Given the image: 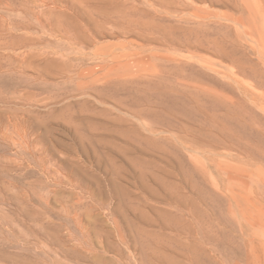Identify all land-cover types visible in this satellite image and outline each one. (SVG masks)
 I'll return each mask as SVG.
<instances>
[{
    "label": "rangeland",
    "instance_id": "374dc122",
    "mask_svg": "<svg viewBox=\"0 0 264 264\" xmlns=\"http://www.w3.org/2000/svg\"><path fill=\"white\" fill-rule=\"evenodd\" d=\"M0 264H264V0H0Z\"/></svg>",
    "mask_w": 264,
    "mask_h": 264
},
{
    "label": "bare ground",
    "instance_id": "6f19581e",
    "mask_svg": "<svg viewBox=\"0 0 264 264\" xmlns=\"http://www.w3.org/2000/svg\"><path fill=\"white\" fill-rule=\"evenodd\" d=\"M35 2V1H34ZM35 4V3H34ZM55 9H58V10H62L61 8H59L58 6L55 8ZM116 10V9H115ZM194 14V13H193ZM97 20V19H96ZM48 21V20H47ZM42 25H43V23H42ZM27 28H29V29H33L34 28V25H32V24H27V25H25ZM20 27V26H19ZM25 27V28H26ZM24 28V29H25ZM60 33H61V31H60ZM52 35V34H51ZM61 35H62V33H61ZM85 38V37H84ZM26 40H27V38H26ZM87 40V39H86ZM28 41H30L32 44H34V45H37L39 42L37 41V40H34V39H31V40H28ZM27 41V42H28ZM88 42V41H87ZM88 44V43H87ZM24 45V44H23ZM33 48V47H32ZM188 50V49H187ZM190 50V49H189ZM124 51V50H123ZM55 53V52H54ZM101 57V56H100ZM104 57V56H103ZM71 65V64H70ZM71 67V66H70ZM65 76V75H64ZM250 90V89H249Z\"/></svg>",
    "mask_w": 264,
    "mask_h": 264
}]
</instances>
